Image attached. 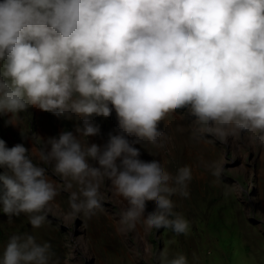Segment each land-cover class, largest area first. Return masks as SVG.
<instances>
[{"label":"clouds","instance_id":"9594fccd","mask_svg":"<svg viewBox=\"0 0 264 264\" xmlns=\"http://www.w3.org/2000/svg\"><path fill=\"white\" fill-rule=\"evenodd\" d=\"M33 107L80 125L76 135L48 138L39 162L23 144L0 139V213L8 223L24 215L42 228L62 192L67 217L95 216L107 180L127 202L119 232L140 225L187 236L190 223L172 198L189 197L191 166L172 174L158 160H140L133 144L163 149L160 123L186 108L200 133L221 140L246 133L264 146V0H0V116L19 127ZM113 109L117 134L103 148L89 145L100 132L89 118ZM221 173L211 166L214 177ZM149 201L156 207L145 217ZM54 256L48 242L18 233L0 249V264H59ZM158 259L189 264L182 253Z\"/></svg>","mask_w":264,"mask_h":264},{"label":"rangeland","instance_id":"374dc122","mask_svg":"<svg viewBox=\"0 0 264 264\" xmlns=\"http://www.w3.org/2000/svg\"><path fill=\"white\" fill-rule=\"evenodd\" d=\"M89 119L100 132L88 137V144L103 148L109 135L118 131L115 110L107 118ZM7 120V116H0V139L9 148L23 144L34 162H39V150L48 138L58 137L62 131L76 135L74 130L80 125L79 121L57 118L35 107L22 114L19 127ZM198 129L188 109H179L159 125L163 149L147 141L133 144L140 152V160H158L172 174L182 166H191L189 197L172 198L175 211L190 223L189 235L165 229L145 232L142 226L119 232L127 202L105 180L100 189L103 211L90 218L67 217L68 194L64 192L56 198L40 229H32L24 215L13 217L10 224L8 217L0 213V249L11 235L26 232L35 235L40 243L48 242L59 264L66 260L67 264H159L161 253H167L169 259L182 253L189 264H264V146L255 144L246 133L221 140ZM128 139L131 143L135 137ZM89 163L98 166L95 161ZM214 164L222 168L219 178L211 174ZM43 166L50 180L62 183L50 165ZM155 207L154 201L146 202L145 217Z\"/></svg>","mask_w":264,"mask_h":264},{"label":"bare ground","instance_id":"6f19581e","mask_svg":"<svg viewBox=\"0 0 264 264\" xmlns=\"http://www.w3.org/2000/svg\"><path fill=\"white\" fill-rule=\"evenodd\" d=\"M136 228L139 230L140 229V225H138Z\"/></svg>","mask_w":264,"mask_h":264}]
</instances>
